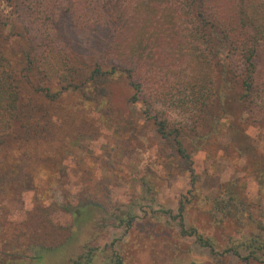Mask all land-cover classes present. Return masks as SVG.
Instances as JSON below:
<instances>
[{
    "label": "trees",
    "instance_id": "16d2710c",
    "mask_svg": "<svg viewBox=\"0 0 264 264\" xmlns=\"http://www.w3.org/2000/svg\"><path fill=\"white\" fill-rule=\"evenodd\" d=\"M58 2L67 6L65 13L75 15L73 27L65 19L53 25L61 9ZM74 2L17 0L14 21L0 16V236L12 226L0 264H27L15 257L20 248L38 251L32 259L42 260L43 251L62 247L70 239L67 235L55 246L50 242L53 238L46 230L57 226L48 209L59 208L56 202L33 204L27 217L12 220L7 202L23 197L26 178L35 175L27 164L37 159L38 146L52 141L61 126L52 117L54 112L59 115L55 103L69 93L100 107L109 99L108 84L118 74L134 89L130 102L145 106L146 119L161 139L159 155L167 157L166 167L189 175L191 195L201 181L195 162L199 152L211 159L220 149L224 157L247 161L256 192L249 194L246 182L239 180L223 183L207 197L209 213L217 224L237 227L241 246L250 250L244 256L231 245L225 252L263 261L256 253L264 256V0ZM33 23L35 31L28 26ZM11 24L14 30L8 32ZM79 38L86 44L84 51ZM147 82L154 91L147 89ZM146 187L154 188L144 178L141 188L147 191ZM109 188L104 186L102 192ZM87 190L84 182L82 191ZM111 205L86 197L64 200L61 207L72 224L60 228L71 230L85 214L108 213ZM186 207L181 201L174 215L182 234L197 236L214 252L210 237L186 227ZM116 208L121 223L131 227L132 210ZM245 229L249 233L242 234ZM94 251L87 249L71 264H92ZM112 259L111 264H124L119 254Z\"/></svg>",
    "mask_w": 264,
    "mask_h": 264
},
{
    "label": "rangeland",
    "instance_id": "374dc122",
    "mask_svg": "<svg viewBox=\"0 0 264 264\" xmlns=\"http://www.w3.org/2000/svg\"><path fill=\"white\" fill-rule=\"evenodd\" d=\"M74 1L76 5L77 0ZM16 2L0 0V16L14 21ZM60 7L53 25L65 19L67 25L73 27L75 15L71 11L65 13L64 2ZM28 26L33 31L37 27ZM13 30V24L9 25L8 32ZM79 43L80 50L84 51L86 44L80 38ZM147 85L150 92L154 91L151 83ZM108 88L109 99L100 107L83 101L78 94L69 93L55 103L59 115L54 112L52 117L61 123L56 137L40 144L36 152L38 161L27 164L35 175L26 178L27 191L23 197L7 202L11 220L27 217L28 210L34 209L33 204L56 202L59 208L50 206L48 209L49 217L57 226L55 230H46L53 238L50 242L55 246L67 235H71L70 239L62 247L43 251L42 260L32 259L38 251L30 248H20L15 257L27 264H71L87 249L95 248L92 264H111L115 254L122 256L124 264H264L261 252L256 255L263 261H246L233 251L225 252L231 245L244 256L250 250L241 246L243 237L237 227L217 224L209 213L207 197H213L223 183L239 180L246 182L245 190L249 194L256 192V179L247 170V161L242 157H224V150L220 149L211 159L205 152H199L195 162L201 181L193 197L189 193L192 189L189 175L171 173L164 163L167 157L159 155L161 139L152 121L146 119L145 106L130 102L134 89L127 78L116 75ZM144 178L154 188L143 190ZM84 182L88 190L83 193ZM106 185L110 187L107 193L102 192ZM81 197L108 200L113 207L108 213L96 210L93 215L85 214L88 216L71 230L61 229L60 226L72 224V217L62 210V203ZM181 201L187 206L186 227H195L210 237L214 252L201 244L197 236L182 234L180 219L174 217L179 213ZM117 205L132 210L135 218L131 227L118 219L121 213ZM254 212L258 214L259 208ZM7 227L12 229V226ZM10 228L0 236V252L9 248ZM244 232L249 233V229L242 234Z\"/></svg>",
    "mask_w": 264,
    "mask_h": 264
}]
</instances>
